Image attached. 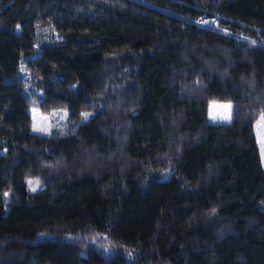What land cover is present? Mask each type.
<instances>
[{
	"label": "trees",
	"instance_id": "16d2710c",
	"mask_svg": "<svg viewBox=\"0 0 264 264\" xmlns=\"http://www.w3.org/2000/svg\"><path fill=\"white\" fill-rule=\"evenodd\" d=\"M261 113L264 0H0V264H264Z\"/></svg>",
	"mask_w": 264,
	"mask_h": 264
},
{
	"label": "rangeland",
	"instance_id": "374dc122",
	"mask_svg": "<svg viewBox=\"0 0 264 264\" xmlns=\"http://www.w3.org/2000/svg\"><path fill=\"white\" fill-rule=\"evenodd\" d=\"M201 24H205L207 26H212L211 21H204ZM39 37L36 40V45L39 41H48V40H57L60 36L54 31L50 30L47 27L38 28ZM21 77L24 78V86L25 89L29 87V82H27V77L23 74L22 68ZM33 91V90H32ZM230 104L229 101H219V100H210L207 103V121L209 123H223L228 122L230 120V111L231 108L220 107L221 105ZM231 105V104H230ZM28 112L31 118L30 130L37 134L42 135H54L61 136L67 134L70 131L72 126L68 123V114L65 108H56L48 111L47 113L40 112L36 107L30 106L28 108ZM264 113H261L253 123V132L255 135L256 147L258 150L261 168L264 171V123H260L258 126V122L261 121V116ZM215 116V119L212 117ZM85 119V114L81 113L78 119V122L83 121ZM2 152V150H0ZM33 181L31 185H29L28 181ZM26 185L29 192H35L39 186V179L37 177H30L26 179ZM35 189L33 191L32 189Z\"/></svg>",
	"mask_w": 264,
	"mask_h": 264
},
{
	"label": "snow or ice",
	"instance_id": "6c2138e0",
	"mask_svg": "<svg viewBox=\"0 0 264 264\" xmlns=\"http://www.w3.org/2000/svg\"><path fill=\"white\" fill-rule=\"evenodd\" d=\"M220 107H224V108H229L230 109L231 108V105L230 104L221 105ZM85 118H87V114H85ZM212 118L215 119V116H213ZM260 123H264V115L261 116V121L258 122V126H259ZM28 183H29V185H31L33 183V181L30 180V181H28ZM32 190L35 191L34 188ZM5 195L7 196L8 194L5 193Z\"/></svg>",
	"mask_w": 264,
	"mask_h": 264
}]
</instances>
